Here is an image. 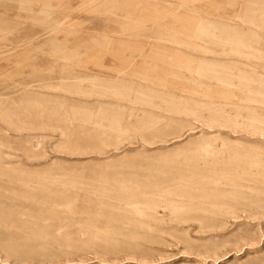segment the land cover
<instances>
[{
  "label": "rangeland",
  "instance_id": "374dc122",
  "mask_svg": "<svg viewBox=\"0 0 264 264\" xmlns=\"http://www.w3.org/2000/svg\"><path fill=\"white\" fill-rule=\"evenodd\" d=\"M0 264H264V0H0Z\"/></svg>",
  "mask_w": 264,
  "mask_h": 264
},
{
  "label": "bare ground",
  "instance_id": "6f19581e",
  "mask_svg": "<svg viewBox=\"0 0 264 264\" xmlns=\"http://www.w3.org/2000/svg\"><path fill=\"white\" fill-rule=\"evenodd\" d=\"M104 85V84H103ZM106 86V85H105ZM123 86V85H122ZM32 102V101H31Z\"/></svg>",
  "mask_w": 264,
  "mask_h": 264
}]
</instances>
